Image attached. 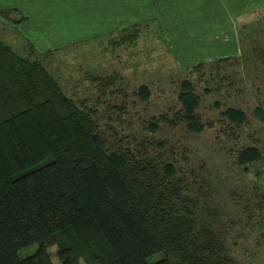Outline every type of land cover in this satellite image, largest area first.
Segmentation results:
<instances>
[{"label":"trees","instance_id":"trees-1","mask_svg":"<svg viewBox=\"0 0 264 264\" xmlns=\"http://www.w3.org/2000/svg\"><path fill=\"white\" fill-rule=\"evenodd\" d=\"M0 18L14 27L25 20L11 9ZM137 33L134 27L113 45H131ZM51 54L26 42L15 53L0 41V264H234L219 233L197 216L191 187L165 155L172 150L166 141L100 125L96 108L86 99L74 103L47 72ZM236 59L197 64L188 74L201 75L210 64L237 66ZM88 81L95 105L120 83L111 75ZM135 95L146 102L147 86ZM176 101L171 118L146 120L149 134L178 123L187 133L202 130L191 82L179 83ZM253 114L264 122L262 110ZM223 115L232 125L245 121L239 110ZM258 159L248 147L235 161L246 170ZM32 245L20 259L18 251ZM155 255L161 258L147 262Z\"/></svg>","mask_w":264,"mask_h":264},{"label":"rangeland","instance_id":"rangeland-1","mask_svg":"<svg viewBox=\"0 0 264 264\" xmlns=\"http://www.w3.org/2000/svg\"><path fill=\"white\" fill-rule=\"evenodd\" d=\"M257 2L260 0H225L220 3L219 19L224 22L229 19L231 14L225 9L228 6L235 14L253 8ZM173 8L170 7L171 12L175 13ZM261 8L237 19L234 27L237 50L230 57H237L238 65L215 70L210 64L201 75L188 74L189 69L173 66L167 56L170 54L165 43L168 35L165 33L164 38L152 21L139 27L131 45H113L120 35L87 37L96 32L95 25L81 26L90 30V34L76 32L81 36L73 37L70 28L66 30L68 20L57 17L53 19L54 25L47 21L49 31L47 34L45 31L46 38L52 42L58 37L64 43L68 38L81 41L49 51L52 53L47 59L49 66L44 67L62 92L74 103L86 99L96 108L98 123L111 125L120 135L165 140L172 149L165 152L167 159L174 162L192 189L197 216L219 233L234 264H264V122L253 114L254 108L264 113V7ZM90 10L96 11L93 6ZM39 30L44 33L43 27ZM61 30L66 31L61 35ZM184 32L176 31L179 45H187L184 40L192 36ZM20 35L19 27L0 18V41L15 53L25 46L26 41ZM222 35L221 38H227V33ZM107 75L119 79L120 83L113 88L118 91L95 105L97 94L88 77ZM184 80L193 84L198 97L194 114L202 130L187 133L178 123L172 128L159 125L154 134H149L144 129L148 118L159 115L171 118L178 113L176 96L178 85ZM139 85L148 88L146 102L135 95ZM227 109L241 111L244 123L230 124L223 115ZM248 147L257 150L259 159L247 164L244 170L235 159L239 151ZM34 249V245L25 247L18 251V257H29ZM160 258L161 255H155L147 262Z\"/></svg>","mask_w":264,"mask_h":264},{"label":"crops","instance_id":"crops-1","mask_svg":"<svg viewBox=\"0 0 264 264\" xmlns=\"http://www.w3.org/2000/svg\"><path fill=\"white\" fill-rule=\"evenodd\" d=\"M221 2L225 3V0H0V10H15L25 19L18 26L22 34L20 37L37 53L81 42L68 38L64 43L60 37L52 42L46 38L45 31L47 30L46 34L49 31L46 28L47 21L50 20L54 25L53 19L56 17L68 20L66 30L70 28L73 37H80L81 33L90 34V30L80 28L83 25L97 26L94 27L96 32L87 36L89 38L121 36L131 33L134 27L138 30L152 21L160 28L163 36L165 33L168 35L165 43L170 54L167 56L173 66L188 70L197 64H209L236 55L234 27L238 20L264 7V1L260 0L253 4V8L250 6L245 11L234 14V10L228 6L225 9L231 15L224 22L219 19ZM92 6L96 11L90 12ZM171 6L175 13L171 12ZM181 19L185 22H181ZM95 20L98 21L96 24L93 23ZM60 24L64 26L63 22ZM41 27L44 28V33L40 32ZM177 29L185 31V34L192 33V36L184 40L187 45L178 44L175 37ZM76 32L81 33L74 34ZM226 33L227 38H221Z\"/></svg>","mask_w":264,"mask_h":264}]
</instances>
